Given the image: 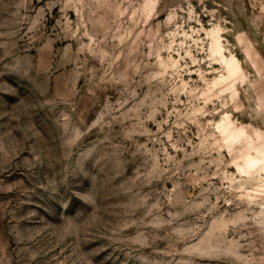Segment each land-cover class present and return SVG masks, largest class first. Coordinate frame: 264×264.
Listing matches in <instances>:
<instances>
[{"label":"rangeland","instance_id":"1","mask_svg":"<svg viewBox=\"0 0 264 264\" xmlns=\"http://www.w3.org/2000/svg\"><path fill=\"white\" fill-rule=\"evenodd\" d=\"M0 264H264V0H0Z\"/></svg>","mask_w":264,"mask_h":264},{"label":"bare ground","instance_id":"2","mask_svg":"<svg viewBox=\"0 0 264 264\" xmlns=\"http://www.w3.org/2000/svg\"><path fill=\"white\" fill-rule=\"evenodd\" d=\"M249 157H251V156H249ZM252 157H253V156H252ZM249 159H250V158H249ZM249 161H250V160H249ZM252 163H253V162H252V160H251V164H252ZM251 164H250V165H251ZM253 164H254V163H253ZM255 165H256V164H255Z\"/></svg>","mask_w":264,"mask_h":264}]
</instances>
